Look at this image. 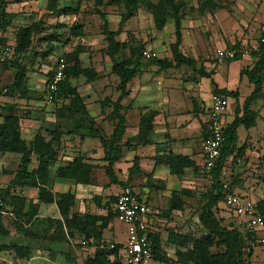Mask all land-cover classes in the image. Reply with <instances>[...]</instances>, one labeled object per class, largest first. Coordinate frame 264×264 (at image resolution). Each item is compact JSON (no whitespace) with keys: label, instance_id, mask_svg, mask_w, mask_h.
Segmentation results:
<instances>
[{"label":"crops","instance_id":"0c3cea01","mask_svg":"<svg viewBox=\"0 0 264 264\" xmlns=\"http://www.w3.org/2000/svg\"><path fill=\"white\" fill-rule=\"evenodd\" d=\"M47 1L1 0L6 4V13L16 17L8 27L3 31L0 30V49L5 45H14V35L11 32L26 24L25 18L27 15H35L41 13V11L52 13L47 9ZM148 1L154 4L156 0ZM213 5L217 9L205 10L203 13L214 15L215 24L222 33L220 39H210V42L203 45L196 39L194 41L190 40L189 35L185 34L188 32V25L182 27V42L179 50L183 57L194 60V73L191 72L188 79L183 78L189 70L192 71L185 65L163 69L157 68L154 61L141 59L139 61L141 65L140 72L128 84V96L121 102V106L126 109L124 112H120L126 120L124 140L132 139L137 135L138 124L142 116L151 112L154 113L152 128L147 136L148 144L123 148L121 160L114 166L117 171H121L122 166H124L126 171L131 167V161L135 156L140 159L141 171L139 175L143 176L144 184L139 193L142 194L143 200L147 203L151 198L149 192L152 189V184H145V182L148 183L151 180V178L147 179L149 175H152L153 180L162 181L164 192L182 188L179 179L171 175L168 166L165 165V160L169 154L187 158L194 164L193 169L190 168L184 171L185 180H193V175L196 174L195 171L201 164L200 150L206 136L210 97L213 91L236 92L237 94V98H227L228 109L223 118L224 126L232 122L237 109H241L243 101L253 91V86L247 78L240 75L243 70L252 68L253 59L241 58L225 61L218 65L211 61L216 51L236 46V39L227 30L238 29L236 20L225 10L226 6L220 4L217 0H214ZM235 5L238 6L239 3L236 2ZM238 7L240 8V6ZM131 28L126 26L125 31L120 32L118 39L120 41L126 40L129 31L132 30ZM142 28L143 25L140 24L139 31ZM82 43L80 45L88 47L79 56L82 67H91L97 74V78L91 83H86L84 78L71 81V84L77 88L80 97L83 99L86 115L68 112L66 109L69 104L62 103V100L52 105L44 100L43 102H37L32 97L35 94L32 73H26V88L21 90L22 93L16 92L10 97H0V126L3 123V117H6L9 113L17 117L19 119L20 138L25 142L27 148H29L30 142L34 140L37 134H40L46 141H49L51 136L60 139L58 160L51 168L47 183L45 185L37 183L36 187L23 186L22 184L14 187L13 197L25 200L24 210L18 220V224L22 225V229L19 233L14 231L8 237H0V264H83L84 259L93 257L97 250L96 246L86 244L83 237L77 235L75 231L68 233L66 228H63V232L59 234L61 241H53L51 237H54L52 235L54 232L48 223L49 220L59 221L61 226L64 227L63 218L56 205V195L72 193L74 196L73 213L82 216L85 214V201H95L98 206L99 202L96 198L101 195L96 191L102 189L105 191L110 188L106 187L107 184L100 187L94 183L93 179L91 185H77L72 180L55 176V171L59 167H64L67 162L77 157V155L84 158L86 164L97 167L104 166L105 164L101 161L103 149L99 140L95 138L92 129H99L103 136L112 134L113 123L109 118L112 108L110 105H104L103 107L101 102L105 99L115 101L118 98L119 92L116 91L118 79L111 73V60L105 54L99 52L100 48L96 50L88 40L86 43ZM170 45L171 43H168L167 46L162 45V43H149L144 50L160 53V55L167 50L164 56L170 60ZM65 52L72 51L70 48H66ZM16 61L18 64L22 63L20 59ZM6 66L7 68L0 65L1 77H3L2 74H5L4 71L15 68L10 65ZM13 80L14 78L4 86L0 84V87H9ZM259 99L254 106V110L258 112L256 125L248 130L242 127L237 130V145L243 144L248 139L249 142L256 143L259 146L264 144V137L254 134V130L257 129L259 122L264 118L263 111L258 105ZM240 131L244 132L242 139L239 136ZM249 150H246V157L250 158L252 152ZM255 150L256 148L253 151ZM19 165V155L0 153V189L7 188L10 182L14 180ZM37 166V158L32 155L31 164L28 168L29 172L37 170ZM263 187V184H261V190ZM39 188L45 190L44 195L53 198L52 202L40 201ZM254 190L245 183L244 176L238 179L232 178L231 191L234 194H239V196L248 199L260 200L263 192L260 190L261 194L256 195ZM221 205L226 214L225 216L232 217L223 204ZM27 210L28 214L25 215ZM30 214L32 216H29ZM89 215L103 216L102 213L96 211L95 213L91 212ZM221 218L224 219L223 216ZM236 220L237 224L234 225L240 228V221ZM154 232L152 225L151 234H155ZM106 233L115 237V232L108 230ZM83 243L85 244L82 245ZM7 247L21 249L18 254L22 255V258L15 257V253L7 250ZM256 250V248L253 250V255ZM28 252L31 253V257L26 258Z\"/></svg>","mask_w":264,"mask_h":264},{"label":"trees","instance_id":"16d2710c","mask_svg":"<svg viewBox=\"0 0 264 264\" xmlns=\"http://www.w3.org/2000/svg\"><path fill=\"white\" fill-rule=\"evenodd\" d=\"M105 2L112 3L114 5L123 3L124 12L121 14L118 29L116 31H110L108 23L105 20L104 14L97 12V15L103 21L102 35L105 39L106 48L103 51L112 62L111 73L118 79V85L116 91L119 92V96L115 101L105 99L101 104L110 105L112 111L109 115L110 120L113 123L112 134L110 136H103L99 129H92L94 131L95 138L99 140V143L103 149L102 162L105 164L102 167L89 165L85 163V159L81 156L73 158L67 162L64 167H59L55 171L57 178L69 179L78 184L91 185L92 175L96 169H101L104 172L105 177L108 180L106 187L112 185L120 186L121 188L130 185L132 178L140 174V159L135 156L131 161V167L128 168V178L125 182L120 181L114 171V166L119 163L122 157L123 148H130L132 145L135 147L148 144L147 136L152 128V120L154 113H148L141 117L138 124L137 135L129 140H124L125 116L120 112H124L126 109L121 106V102L128 96L127 86L140 72L141 52L145 49L143 43L133 44L130 42V36L126 40L120 41L118 39L122 26L135 17L141 6L146 5L153 16V24L156 30L160 31L165 22L164 17L168 16L169 19L174 22V37L175 41L170 45V51L172 60L176 66L185 65L189 67L193 72L195 71L194 60L185 58L180 53V45L182 42L181 37V25L180 17L178 16V6L174 0H159L155 5L148 0H94V6L96 9L102 7ZM214 0H205L202 7L205 10L212 11L217 9L214 5ZM158 5V6H157ZM6 4L0 0V30H4L9 26L10 22L16 17L9 15L5 11ZM47 9L52 11V14L56 16L67 17L76 11L73 7H61L57 8L55 0L47 1ZM158 9L162 11L163 17L158 18ZM212 9V10H211ZM171 11L170 14H168ZM168 20V19H167ZM65 28L66 26H61ZM40 24H35L30 27L21 28L18 30L15 37V47L13 57L23 55L25 51L30 47V38L35 32L39 31ZM72 36H79L81 32L80 26L70 27ZM47 40L56 38L54 36H48ZM237 49L236 46L233 47ZM261 50H264V46L260 45ZM86 48L75 47V49L68 54H65L64 60L67 64L65 70V78L59 85L57 98L59 100L69 101L67 111L72 114L86 115L83 99L80 97L77 88L71 84L72 80L84 78L86 83H91L97 78V74L91 68H83L79 56L85 51ZM17 55V56H16ZM254 60L251 69L243 70L240 75L245 76L248 82L253 86L251 94L243 101L241 109H237L234 114V119L231 123L224 126V143L220 150L219 159L216 162L211 174L214 179V184L205 195V203L202 206L200 214V222L209 230V235L203 242H194L192 250H189L183 256L193 264H249V259L253 255V249L250 248L249 242L250 236L240 232L234 224L222 226V221L218 216V205L222 204V187L220 182L221 173L224 171L225 163L231 157H233L235 151L238 153V157H243L246 146L236 148L238 143L237 130L242 127L248 130L255 127L256 120L258 118V112L254 110L255 102L262 96L264 87V74L262 69L264 67V51L260 54L252 52L250 54ZM241 59L240 55H237L234 60ZM155 62V61H154ZM161 61H156L155 65L162 64ZM11 67L16 68L15 78L12 84L7 87V94L5 96H12L16 92H21L23 88H26V68L17 61L10 62ZM7 67L6 65H3ZM50 74V73H49ZM53 74H50V78ZM45 83V86L47 85ZM214 94L224 96L226 98H237L236 92L228 93L226 91H213ZM56 104V103H55ZM9 109V108H8ZM11 109V108H10ZM19 119L9 113L3 119V123L0 126V153H9L20 156V165L15 174V178L10 182L9 186L5 189H0V198L6 205V210L0 214V237H8L9 234L16 231L19 233L22 229V225L18 224L19 216L24 210L25 200L13 197L14 187L22 184L23 186L36 187L37 183L45 185L47 183V177L50 174L51 168L58 160V150L60 145V139L56 136H51L49 141H46L40 134H37L32 142L29 144V148L26 147L25 142L20 138V131L18 126ZM54 135V133H52ZM206 137V136H205ZM34 155L37 158L38 166L34 172H29L28 168L31 164V156ZM165 165L168 166L169 173L173 176L180 178L186 169H193L194 164L187 158L177 157L169 155L165 160ZM149 175L147 179L151 178ZM39 199L43 202H52L53 198L44 195L45 190L39 188ZM173 195H177L182 192L180 190L174 191ZM142 197V194H138ZM95 199V198H94ZM56 205L60 215L63 218L64 227L61 226V222L49 220V226L54 232V237H51L53 241H61L60 233L63 232V228L68 230V233L75 231L77 235L85 239V243L89 246H97L101 242V236L97 238L95 244L89 241L93 237L91 233V226L101 223L102 227L107 226L112 220L115 219L114 210L109 212L112 203V209L116 203V196L109 200L106 204L108 208V214L106 216L95 215H77L73 213L74 196L68 192L62 195H56ZM96 200L101 203V198L97 197ZM105 206L101 207L104 209ZM260 210H264V199L259 202ZM28 214V210L25 215ZM29 216H32L31 214ZM14 218V220H13ZM57 235V236H56ZM62 239H64L62 237ZM96 240V239H95ZM149 240L152 248V261H158L165 263V258L161 254V246L156 234H150ZM216 240V243L214 241ZM103 241V240H102ZM169 243L176 246H187L189 240L186 237L179 236L178 234H171L169 237ZM218 247L219 250L216 253L209 252L210 247ZM120 248V246H117ZM12 253H15V257L22 258V255L18 254L21 249L7 247ZM31 257V253L28 252L26 258ZM103 258H111L115 264H121L120 253L118 250H96L93 259L86 260L83 264H94L103 262ZM102 259V261H101ZM105 262V260H104Z\"/></svg>","mask_w":264,"mask_h":264},{"label":"rangeland","instance_id":"374dc122","mask_svg":"<svg viewBox=\"0 0 264 264\" xmlns=\"http://www.w3.org/2000/svg\"><path fill=\"white\" fill-rule=\"evenodd\" d=\"M178 6V16L180 17L181 31L183 26L188 25V32L185 34L189 35V39L194 41H199L200 44H207L210 42V39L218 38L222 34L219 30V27L215 24V17L213 14L207 15L204 14L202 7L205 0H174ZM220 4L226 6V9L236 20L238 24V29L236 30H227L231 36L236 39V48L240 49L241 52L247 51L248 55L244 58H249L252 60L250 53L252 48L259 42V38L264 36V0H217ZM159 0L155 1V5ZM238 2L240 8L235 5ZM56 7L61 8L73 7L76 9L74 14L62 17L50 14L47 12H42L38 14L27 15L25 20L26 24L11 32L14 35V40L19 29L30 27L35 24H40V30L35 32L30 38V47L25 51L23 55L13 57L10 62L16 60H22L20 63L24 68H26V73H32L34 81V95L32 97L36 101L43 102L45 100V83L49 82L50 74L53 73L55 68V63L59 58L65 57L66 48H70L73 51L76 47L88 48L86 45H80V43L90 42L96 50L100 48L99 52L103 53L106 48L105 39L102 35V24L103 21L97 15V12H101L105 16V20L108 23V28L110 31H116L118 29V24L120 22L121 14L124 12L123 3H118L116 5L105 2L102 7L98 9L94 6V0H55ZM158 6V5H157ZM146 5H143L138 10L135 17L131 18L122 26L121 31H125L124 28L129 26L132 30L129 31L127 37L130 36V42L133 44L143 43L144 48L149 43H162V45L167 46L168 43L173 44L175 41L174 37V22L170 20L168 16H165L164 27L158 31L155 29L153 24V16L148 13ZM158 18H162L163 13L158 9ZM171 11L168 13L170 14ZM168 19V20H167ZM24 20V21H25ZM186 22V24H185ZM142 24L143 28L139 31V25ZM66 26L65 28L61 26ZM80 26L81 32L79 36H72L70 32V27ZM186 29V30H187ZM180 31V32H181ZM132 34H131V33ZM182 33V32H181ZM52 40H47L48 36H54ZM240 39H239V38ZM239 40V41H237ZM188 42H190L188 40ZM82 43V44H83ZM15 47L14 45H12ZM232 48L231 47H227ZM167 49V48H166ZM169 52L171 55L170 47ZM168 52V53H169ZM217 52V51H216ZM158 54L159 59L157 61L163 62L161 65L157 64V68L169 69L171 66L175 67L172 60H169L164 54ZM211 61L217 63L215 60V54L212 56ZM254 62V60H252ZM9 62V63H10ZM218 65V63H217ZM7 68V67H6ZM160 70V69H159ZM190 71V70H189ZM188 71V72H189ZM5 74L0 76V84H9L13 78H15L16 69L12 68L7 71H4ZM187 72V71H186ZM2 72H0L1 74ZM50 73V74H49ZM183 78H189L188 73H186ZM47 82V83H48ZM213 94V93H212ZM20 99V98H19ZM22 99V98H21ZM62 103L69 104L68 100L62 101ZM259 108L263 111L264 114V87L263 94L259 99ZM52 105V104H49ZM5 118V117H3ZM264 118L261 119L257 129L254 130V134L264 137ZM244 135L243 131H240V139ZM246 140L243 144H236V148H240L243 145L246 146V150L252 152L251 157H246V150L243 157H238V153L235 151L233 157H231L225 163L224 171L225 174L230 176V182L232 185V178L238 179L241 176H244V181L247 185L254 188L255 194L260 195L261 191L264 193V187L261 190V184L264 186V144L260 146L256 143L249 142ZM253 147V148H252ZM256 148L255 151H253ZM171 155V154H169ZM167 156V158L169 157ZM166 158V159H167ZM140 166V162H139ZM142 167V166H141ZM121 171L114 169L118 179L125 182L128 178V169L125 171V167L122 166ZM141 171V170H140ZM125 172V173H124ZM193 175V180H185V175L183 174L179 179L182 184V188L174 189L170 192H164V185L162 181L151 180L145 184H152V189L150 190V200H148L149 207L152 208L154 212V221L152 223L155 230V234L158 236L161 254L165 258V263H160L158 261H150L149 264H193L189 262L186 256L183 254L187 253L189 250H192L194 242H203L205 238L209 235V230L200 222V214L202 206L205 203V195L210 190L211 184L206 178V174L198 168ZM231 174V175H230ZM191 179L192 177L189 176ZM92 179L94 183L102 187L104 184L108 183L107 178L104 175V172L101 169H96L93 172ZM260 182V183H258ZM143 176H135L131 180V184L127 185L131 187L134 193L139 194L143 189ZM155 184V185H154ZM256 185H258L256 187ZM122 190L120 186L112 185L108 190L102 189L101 191H96L101 196L100 206L96 205L95 201H85L84 212L90 214L91 212L102 213L103 216L108 214V208L106 204L114 196H117ZM180 190L182 192L178 193L176 196L173 195L174 191ZM261 190V191H260ZM104 191V192H103ZM143 197V196H142ZM255 200V199H251ZM96 205V206H95ZM105 206L104 209L101 207ZM110 211L112 213V203L109 205ZM98 209V210H96ZM219 213L218 216L221 219L223 216L222 226H227L229 224H237V220L229 216H225V212L222 209V205H218ZM110 227V229H109ZM238 228V227H237ZM91 229L93 237L89 239L88 242L95 244L97 238L101 236V242L115 243L118 245H124L126 236L124 234L125 227L114 219L107 226L102 227L101 223H97ZM115 232V237L111 234L108 235L106 232ZM105 233V234H104ZM171 234H178L179 236L186 237L189 240L187 246H176L169 243V237ZM96 239V240H95ZM85 241V239H84ZM115 241V242H114ZM216 243V240L214 241ZM255 251L253 258L249 259V264H263L264 261V250L258 249ZM219 250H222L218 247H210L209 252L216 253ZM183 253V254H182ZM86 258V260L93 259ZM105 260V262H104ZM102 261V259H101ZM98 262V261H97ZM94 264H99V263ZM121 263V262H120ZM101 264H115L111 258H103Z\"/></svg>","mask_w":264,"mask_h":264},{"label":"built area","instance_id":"2783aa9c","mask_svg":"<svg viewBox=\"0 0 264 264\" xmlns=\"http://www.w3.org/2000/svg\"><path fill=\"white\" fill-rule=\"evenodd\" d=\"M260 45L264 46V36L259 38V42L252 48L251 53L260 54ZM250 53V54H251ZM14 54V47L5 45L0 49V65H9ZM237 55L244 58L248 55L247 51L241 52L240 49L227 48L218 50L215 53V60L218 64L225 61L234 60ZM141 58L145 61H157L159 56L156 52L143 50ZM67 64L63 58H59L55 63L53 75L45 89V102L55 104L60 102L57 98L59 85L65 78ZM264 74V67L262 69ZM191 72H188V76ZM7 94V89L0 87V97ZM228 109V100L226 97L211 94L209 118L206 126V137L201 147V164L199 168L206 174L208 182L213 185L212 170L220 156V150L224 143V124L223 118ZM220 182L222 187L223 206L230 215L240 221V232L250 236V248L264 249V210H260L259 202L264 199V193L260 200H251L234 194L231 191L230 176L221 173ZM114 205L115 220L125 227V243L118 245L116 243L100 242L95 248L98 250H118L120 253L121 264H149L152 261V248L149 240L151 226L153 223L154 212L148 203L134 193L133 189L125 186L116 196ZM6 210L4 201L0 198V214ZM83 243L82 245H84ZM120 246V248H117ZM264 264V261H263Z\"/></svg>","mask_w":264,"mask_h":264}]
</instances>
